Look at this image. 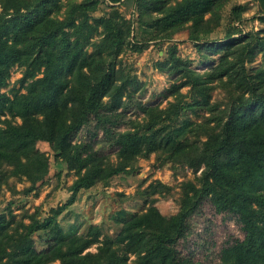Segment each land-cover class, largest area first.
<instances>
[{"label": "trees", "instance_id": "trees-1", "mask_svg": "<svg viewBox=\"0 0 264 264\" xmlns=\"http://www.w3.org/2000/svg\"><path fill=\"white\" fill-rule=\"evenodd\" d=\"M92 2L70 0V10L59 17L62 0H0V183L5 176L3 163L32 182L43 178L48 161L36 146L38 140L47 141L77 171L76 190L106 182L125 171L136 156L158 149L173 161L200 169L197 183L184 182L179 207L169 216L150 200L145 210L120 209L114 217L120 223L115 233L104 232L96 223H90L86 232L71 224L50 230V214L32 216L29 223L17 226L12 214L2 212L0 264H47L55 259L59 264H128L129 253L135 254V264H201L183 255L177 241L185 236L189 217L206 197L217 209L234 213L244 233L227 241L212 264H264V70L250 71L244 64L264 52V35L251 31L229 41L206 42L203 36L210 18L205 14L214 15L222 0H138L143 13H158L142 20L151 21L155 31L186 27L198 47L222 53L218 69L208 71L211 74L203 79L171 48L166 60L170 70L186 76L201 91L200 98L185 104L178 100L171 104L172 110L156 112L142 105L148 121L117 129V112L129 80H120L116 58L131 26L110 15L89 22ZM259 19L264 22V11ZM98 25L102 36L93 41L91 34ZM14 64L23 66L20 82L25 91L8 95L1 87ZM225 75L237 93L229 95L224 115L212 117L213 125L179 119L186 107L208 106L206 81ZM187 81L171 87L175 91ZM6 113L21 121L2 119ZM91 116L96 123L93 133L100 129L115 147L120 158L116 165H104L102 153L91 143H72ZM193 129H201L205 137L188 138ZM35 232L45 237L40 249L34 245ZM92 244L96 251L85 250Z\"/></svg>", "mask_w": 264, "mask_h": 264}, {"label": "rangeland", "instance_id": "rangeland-1", "mask_svg": "<svg viewBox=\"0 0 264 264\" xmlns=\"http://www.w3.org/2000/svg\"><path fill=\"white\" fill-rule=\"evenodd\" d=\"M168 1L173 3L176 0ZM69 2L62 0L59 17L70 10ZM235 6L238 8L235 9ZM89 7V22L95 23L94 18L100 15H110L128 21L131 26L127 43L116 58L120 80H129L117 112L120 118L117 129L141 126L148 121L149 115L141 109L142 105L148 111L151 109L156 112L168 108L172 110L171 104L178 100L185 104L192 102L195 97L200 98L201 91L190 80L187 81L186 76L170 70L166 61L170 49L173 48L175 54L182 57L186 65L203 79H207V73L211 74L208 71L218 69L216 65L220 64L219 56L222 52L212 53L204 46L198 47L188 37L186 27L174 32L155 31L151 21L142 20L150 19L158 13L154 10L143 13L138 0H94L89 3ZM263 11L262 0H222L214 15L211 16V12L205 14L210 21L203 38L206 42L222 39L229 41L231 37L251 31L264 35V22L259 19ZM100 32L102 27L98 25L96 30L93 29L91 40H98L102 36ZM87 50H91V45H88ZM244 64L250 71L256 67L264 70V52H257ZM22 74L23 66L12 65L7 83L1 90L8 95L16 90L25 91L20 82ZM182 81L187 82L174 91L171 85H179ZM206 84L209 86V105L186 107L179 119L188 118L198 124L213 125L215 120L212 117L222 113L224 115L229 95L237 93L233 83L225 75L220 79L206 81ZM1 118L18 123L21 121L20 117H12L9 113ZM95 126V119L89 117L73 135L72 143L89 142L96 151L102 153L104 165H116L120 158L115 147L100 129L96 134L93 133ZM187 135L190 139L205 137L201 129H193ZM36 146L43 151L48 161V170L42 179L32 182L26 175L12 172V165L3 163L1 166L5 176L0 183V213L12 214L17 226L22 222L29 223L32 216L50 214V230L60 227L67 229L71 224L77 227L78 232H86L90 223H96L104 232L115 233L120 223L114 217L120 209L145 210L150 200L162 214L169 216L175 213L184 182L190 180L197 183L196 177L200 173V169L195 171L184 162L173 161L158 149L147 155L136 156L125 171L112 175L106 182L101 180L88 188L81 186L76 190L74 184L78 182L79 175L75 169L68 167L65 157L56 155L45 140H38ZM157 182L163 186H157ZM188 221L186 234L177 241V247L183 255L201 264H212L218 259L219 251L227 241L243 237L244 234L236 215L217 209L209 197L201 201ZM44 239L39 232L33 234L37 249L44 246ZM255 240L258 241L257 238ZM96 249V244H92L85 250ZM135 259V254L129 253L127 263L135 264ZM47 264H59V260Z\"/></svg>", "mask_w": 264, "mask_h": 264}]
</instances>
